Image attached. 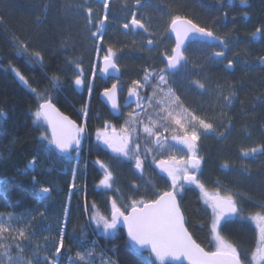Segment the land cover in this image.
<instances>
[{
	"label": "trees",
	"instance_id": "1",
	"mask_svg": "<svg viewBox=\"0 0 264 264\" xmlns=\"http://www.w3.org/2000/svg\"><path fill=\"white\" fill-rule=\"evenodd\" d=\"M179 19L221 41L189 44L184 64L167 75L181 111L210 128L198 134V186L183 188L180 207L194 240L215 252V215L203 194L230 197L237 217L225 218L218 235L243 264H256L262 238L248 218L264 214V0H0V264H78L91 245V264H155L123 231L99 236L89 219L97 205L114 203L127 214L173 191L155 164L181 149H154V164L141 173L96 140L123 121L100 101L112 82L95 75L91 95L79 85L92 78L98 51L115 59L124 94L146 74L163 73L175 47L169 29ZM134 20L142 31L130 27ZM45 101L86 131L68 158L56 154L37 119ZM104 167L114 190L100 193Z\"/></svg>",
	"mask_w": 264,
	"mask_h": 264
},
{
	"label": "rangeland",
	"instance_id": "2",
	"mask_svg": "<svg viewBox=\"0 0 264 264\" xmlns=\"http://www.w3.org/2000/svg\"><path fill=\"white\" fill-rule=\"evenodd\" d=\"M103 56H106V54ZM103 56L99 58L100 53L99 51L97 52L92 78L87 82L85 81V84L79 85L81 90H86L87 88L89 95L92 94L95 85V75L98 76L100 73V70L96 72V64L104 59ZM171 56L172 54L168 57ZM167 83V75L161 73L156 76V73L152 72L146 74L138 82L136 88L127 91L125 94L122 92L121 96L124 95L122 105L126 104L127 108L123 114L121 125L118 128L114 126L107 127L106 130L96 135V140L98 144L100 142L108 144L109 150L113 149L115 153L122 151L123 155H120L119 158H124L123 156H125L126 158L124 159L137 166L139 171L141 170V173L146 162L154 164V149L159 150V152L168 153L175 146L180 148L182 156H173L169 160L155 164L158 171L171 182L173 191L178 196L186 186L184 179L189 174V159L197 157L202 160L201 155L196 150L199 131L201 129L210 130V128L190 114L185 113L184 110L181 111V105ZM40 99L41 101L45 100L43 97H40ZM37 119L42 120L40 114H37ZM167 133L175 137L170 138ZM158 136H162L164 141L159 148H155L154 140ZM86 138V131L81 128V142ZM107 169L104 167L101 180L97 185L100 193L102 191L108 190L112 192L114 190L112 189V185L107 189L103 187L104 183L109 184L113 180L111 172ZM76 171L77 166L73 164V179L76 178ZM203 198L205 204L215 215L213 224L215 250L217 252H234V248L218 235L219 226L225 220V214L232 215L235 213L234 217H237L233 202L230 197L220 196L215 193H204ZM115 208L116 205L114 203H111L108 208L101 205L93 208L89 223L99 236L106 237L117 234L119 229L111 220V213ZM248 220L258 228L262 238V247L255 255V262L256 264H264V214L249 217ZM87 251L83 255H77L78 264L93 263V253L96 252V249L91 245ZM109 259L99 264H111Z\"/></svg>",
	"mask_w": 264,
	"mask_h": 264
},
{
	"label": "water",
	"instance_id": "3",
	"mask_svg": "<svg viewBox=\"0 0 264 264\" xmlns=\"http://www.w3.org/2000/svg\"><path fill=\"white\" fill-rule=\"evenodd\" d=\"M130 27L137 31L143 30V25L134 20ZM169 35L175 41L173 54L167 59L165 74H174L185 62V50L193 42L219 45L221 41L216 36L187 19L174 21L169 29ZM218 60L223 54L216 55ZM234 66L229 65L233 71ZM99 78L103 81H119L121 72L113 57L101 61ZM121 85L115 84L100 94V101L114 118H121L123 111L120 105L119 92ZM39 114L48 129L51 144L60 158H68L81 146L80 127L69 116L64 114L52 101L41 104ZM164 141L162 136L154 140L158 148ZM203 167V161L191 157L184 184L194 187L197 184L196 173ZM107 188V184H105ZM45 197L50 196V190H44ZM111 220L116 227L125 233L129 245L141 254H148L155 264H243L236 253L208 252L193 238L186 226L185 216L174 191L161 195L155 202L146 203L141 207L132 208L127 214L115 208Z\"/></svg>",
	"mask_w": 264,
	"mask_h": 264
},
{
	"label": "flooded vegetation",
	"instance_id": "4",
	"mask_svg": "<svg viewBox=\"0 0 264 264\" xmlns=\"http://www.w3.org/2000/svg\"><path fill=\"white\" fill-rule=\"evenodd\" d=\"M100 70H101V66H100ZM101 80V79H100ZM102 82H104V83H107V82H112V85H111V87L113 86V85H115V84H120V80L119 81H114V80H108V81H103V80H101ZM121 85V84H120ZM110 87V88H111ZM109 88V89H110ZM106 90H108V89H106ZM105 91V90H104ZM123 91H122V86H121V89H120V92H119V96H120V105H121V108H122V111H123V114H124V112L126 111V108H127V105L125 104V105H122V101L124 100V95L123 96H121V93H122ZM102 93V92H101ZM123 116V115H122ZM113 117V116H112ZM114 118V117H113ZM115 119H119V118H115ZM78 124V123H77ZM79 125V124H78ZM79 127H80V129L82 128L80 125H79ZM100 144L105 148V149H107L110 153H115L114 152V150L112 149H110L109 150V145L108 144H106V143H102V142H100ZM118 145H120L121 146V144L120 143H118ZM115 155H116V157H119L120 155H123L122 154V151H119V152H117V153H115ZM124 158H126L125 156H123ZM225 218H230V214H225Z\"/></svg>",
	"mask_w": 264,
	"mask_h": 264
},
{
	"label": "bare ground",
	"instance_id": "5",
	"mask_svg": "<svg viewBox=\"0 0 264 264\" xmlns=\"http://www.w3.org/2000/svg\"><path fill=\"white\" fill-rule=\"evenodd\" d=\"M116 63V62H115ZM45 102H48V101H45ZM45 102H42L41 104H43V103H45ZM41 104H40V106H41ZM40 106H39V108H40Z\"/></svg>",
	"mask_w": 264,
	"mask_h": 264
}]
</instances>
